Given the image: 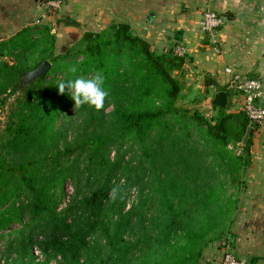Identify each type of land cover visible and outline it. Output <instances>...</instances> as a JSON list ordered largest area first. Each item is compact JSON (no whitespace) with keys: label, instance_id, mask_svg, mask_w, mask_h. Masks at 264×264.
I'll use <instances>...</instances> for the list:
<instances>
[{"label":"trees","instance_id":"obj_1","mask_svg":"<svg viewBox=\"0 0 264 264\" xmlns=\"http://www.w3.org/2000/svg\"><path fill=\"white\" fill-rule=\"evenodd\" d=\"M55 46L47 25L0 41V96L16 94L0 138V242L6 249L17 243L23 254L33 255L38 245L79 258L91 231L71 228L74 218L87 215L106 228L109 248L90 254L88 264H202L210 245L235 237L238 200L225 187L246 190L257 126L243 109L220 108L208 118L179 104L184 83L173 72L183 69L187 54L175 53L179 44L157 51L127 22L87 31L64 53ZM45 60L49 73L26 83L24 75ZM97 74L108 91L100 110L76 106L57 87L75 75ZM233 136L240 151L230 149ZM83 139L84 147H73ZM135 186L149 192L126 210ZM114 187L120 191L112 200Z\"/></svg>","mask_w":264,"mask_h":264},{"label":"crops","instance_id":"obj_2","mask_svg":"<svg viewBox=\"0 0 264 264\" xmlns=\"http://www.w3.org/2000/svg\"><path fill=\"white\" fill-rule=\"evenodd\" d=\"M116 1V16H120L116 22L137 28L154 49L168 51L169 43L186 48L188 61L179 72L185 81L183 93L187 102L193 94H204L197 108L205 115L220 112L212 98L221 90L229 91L227 113L242 109L244 98L227 67L264 83V0ZM208 8L225 17L224 26L213 34L200 28V19ZM251 154L244 195L251 206L238 213L233 227L234 248L239 256L257 258L256 264H264V125L253 134Z\"/></svg>","mask_w":264,"mask_h":264},{"label":"rangeland","instance_id":"obj_3","mask_svg":"<svg viewBox=\"0 0 264 264\" xmlns=\"http://www.w3.org/2000/svg\"><path fill=\"white\" fill-rule=\"evenodd\" d=\"M116 2V0H0V41L14 37L17 33L27 27L47 25L50 27L52 33L56 35L55 53H64L67 49L74 45V43L80 39L85 32L102 31L115 22L116 19L120 20V16H116V14L119 13V11H117ZM65 18L73 19L74 23L70 25L65 24ZM132 29L138 34L137 28L132 27ZM171 48L172 44L169 43L168 50ZM1 58L13 60L12 56H2ZM34 60L35 57H32L30 64L35 63ZM180 71L181 70H175L173 74L177 78L181 79L185 88L184 77L179 74ZM183 91L180 95L179 104L192 110L199 109L197 108V104L200 100L199 97L203 98L204 94H193V96L190 97L191 103L186 101L187 95L183 93ZM0 97L4 98L0 99L1 138L4 133V125L7 122L11 104L13 103L16 94L10 95L8 92ZM208 114L209 115L206 114L208 118L215 117V111ZM83 142L84 139L80 142L76 141L73 147H76L77 145L84 147ZM241 144L242 142L238 139V137L233 136L231 138L230 149L234 152L237 150L240 151ZM121 181L123 183L124 179ZM66 188L67 194H71L73 192L69 181L66 184ZM225 188L227 190V195L232 194L234 195V198H237L239 208L238 213L251 206L249 202L246 203V201H244L246 190L243 193L240 185L236 184L232 186V184H229L228 182ZM148 192L149 190L143 191L139 187H133L127 200L126 210L138 203L140 195L144 197ZM68 199L69 197L67 196L62 201V208L66 207ZM236 217L238 219L239 214ZM74 219L75 222L72 223L71 228L74 232L78 229L91 231L90 235L86 237V250H88V252L85 254L81 253L79 258H76L75 254H72L71 252H68L66 256H63L61 253H56L52 248L44 250L42 247H38V245L33 248V255H31V252H29V254H23L17 250V243L13 244L10 249H6L5 245L2 243L3 241H1L0 264H88L86 260L89 258L90 254H99L103 252L105 255L107 251H109V248H106V244L108 243L107 239L102 235L107 231L106 228H100L99 225H96V219L94 216L89 218L85 215L84 217ZM88 223L90 226H96L98 231L91 230ZM235 224L233 225L234 228ZM20 227L21 225H16L12 230H16V228L19 229ZM41 229L42 228L40 227L37 232L39 240L43 239ZM22 234L23 232L20 233V235ZM129 238L133 239L134 237L130 236ZM226 242L228 244H226ZM224 243L226 245H224ZM79 244L81 245V243ZM225 252H230L237 258L246 260L248 263L251 262V259L248 256L242 257L236 253L234 248V238L227 235L223 240L214 242L205 250L202 264H222V258Z\"/></svg>","mask_w":264,"mask_h":264},{"label":"built area","instance_id":"obj_4","mask_svg":"<svg viewBox=\"0 0 264 264\" xmlns=\"http://www.w3.org/2000/svg\"><path fill=\"white\" fill-rule=\"evenodd\" d=\"M225 24V17L213 9H206L200 19V28L204 33L213 34L216 30L223 27ZM175 53L178 55L186 54V49L182 46L177 47ZM226 72L232 76L235 82V87L244 98L242 106L249 124L252 126L264 125V104L262 99L264 97V83L256 77L243 75L235 72L232 68L227 67ZM222 264H247L244 259L237 258L230 252H225L222 258Z\"/></svg>","mask_w":264,"mask_h":264},{"label":"clouds","instance_id":"obj_5","mask_svg":"<svg viewBox=\"0 0 264 264\" xmlns=\"http://www.w3.org/2000/svg\"><path fill=\"white\" fill-rule=\"evenodd\" d=\"M68 71L75 74L77 73V68L71 66ZM57 87L61 93H64L67 89L68 94L75 101L76 106L89 105L94 106L96 110L104 107L105 99L108 96L102 74H97L92 78L75 75L74 78L61 80ZM119 191L120 189L118 187H114L109 194L110 198L115 200Z\"/></svg>","mask_w":264,"mask_h":264},{"label":"water","instance_id":"obj_6","mask_svg":"<svg viewBox=\"0 0 264 264\" xmlns=\"http://www.w3.org/2000/svg\"><path fill=\"white\" fill-rule=\"evenodd\" d=\"M51 63L48 60L43 61L38 67L30 70L24 75V81L26 83H31L39 77L46 76L51 70ZM235 84V83H234ZM212 103L221 109H226L228 105V93L226 91H218L214 95ZM250 134V129L247 132L246 139Z\"/></svg>","mask_w":264,"mask_h":264}]
</instances>
